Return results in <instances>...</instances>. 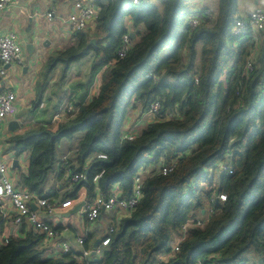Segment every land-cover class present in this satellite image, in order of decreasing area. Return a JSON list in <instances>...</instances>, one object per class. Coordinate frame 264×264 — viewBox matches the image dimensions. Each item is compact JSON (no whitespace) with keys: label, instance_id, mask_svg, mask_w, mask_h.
Returning a JSON list of instances; mask_svg holds the SVG:
<instances>
[{"label":"trees","instance_id":"1","mask_svg":"<svg viewBox=\"0 0 264 264\" xmlns=\"http://www.w3.org/2000/svg\"><path fill=\"white\" fill-rule=\"evenodd\" d=\"M93 1L98 6L93 24L72 32L71 43L47 57L33 107L56 65L64 78L90 52L92 69L103 68L97 92L77 104L75 117L30 125L3 141L4 152L27 155L16 186L59 205L81 192L91 200L97 188L108 195L117 184L129 197L138 169L174 161L170 172L146 176L137 206L117 222L112 219L114 230L107 233L99 264H152L177 241L179 250L161 264H264V30L257 47L248 34L232 33L238 0H216L214 9L212 0ZM192 14L201 18L193 28L187 22ZM128 27L134 37L119 58ZM152 101L159 102L161 115L179 116L153 117L134 139L123 138L129 109L139 104L144 114ZM76 137L71 172L89 170L71 183L59 167L57 148ZM226 159L227 168L219 170L217 163ZM50 175L55 183L46 188ZM209 211L203 226L189 228L180 239L182 224ZM90 235L86 249L92 247ZM41 240L23 223L0 243V264H79L78 252L51 256Z\"/></svg>","mask_w":264,"mask_h":264},{"label":"built area","instance_id":"2","mask_svg":"<svg viewBox=\"0 0 264 264\" xmlns=\"http://www.w3.org/2000/svg\"><path fill=\"white\" fill-rule=\"evenodd\" d=\"M14 0H0V15L3 11L10 5ZM132 3L138 4L141 0H131ZM98 6L93 0H77L74 4V11H71L65 22L67 23L71 32L84 30L87 26L94 21L93 17H96ZM196 9L193 8L194 12ZM205 13L209 16L211 10L207 9ZM46 17L52 19L54 17V9H49L46 12ZM90 21V22H88ZM201 18L199 15L192 14L187 20L191 28L195 27ZM264 30V6L256 5L245 15L237 14L234 17L233 24L231 26V31L234 35L244 37L246 34L253 38L256 47L259 44V33ZM132 31L128 27L121 40L120 48L117 52L118 57L122 58L126 55L130 48L132 37L130 35ZM22 45L18 38L17 33L14 31H8L4 34H0V78H4L7 75L6 65L11 62H16L18 65H23L25 60L22 58ZM253 68V53L250 55L248 61L246 62V69L252 70ZM16 93L11 88H6L5 90H0V232L3 229V221L7 217H10L13 223L21 226L23 223L31 227L35 232L42 235L41 245L46 249V252L51 256H57L58 254L67 253L73 249L66 243L58 244L55 243V239L59 234L54 228V225L48 219L49 216L53 215L57 210L63 208L64 204H58L56 201H50L48 197H40L29 190L16 186V183L10 175V170L12 169L13 155H9L4 152V145L1 138V131L3 124L9 114L14 111ZM44 101L39 102L40 107H44ZM78 107L73 101L64 103L58 106L52 114V121H57L60 119H70L77 115ZM143 114V113H142ZM144 115H151L157 119H170L173 117H178L179 114L167 113L166 115L160 114V104L158 101H152L145 108ZM129 121V120H128ZM128 121L123 126L122 137L126 139H134L138 134L134 128V125H127ZM136 123V122H135ZM98 157H105V154L99 153ZM59 167L65 172V179L68 182L75 183L79 179L86 178V172L83 169L78 173L71 172V166L69 163V155H63L58 161ZM175 166V162L166 165L161 162L158 163L156 167H148L146 169H138L132 187V194L129 197L122 195V188L117 184L114 185L110 194H103L99 188L95 190V195L91 200H87L84 196V192H81L76 201L85 200L84 205L81 207L80 212L82 217L87 222H94L99 218L101 213L105 211L116 210L115 220L116 222L122 217L131 212L139 203L142 196L141 186L143 179L150 176L153 172L161 171L163 174L170 172ZM228 166V164H227ZM227 166L223 169L225 170ZM15 170V169H12ZM103 170L98 172L93 180L97 182L101 176ZM225 194H219V199L225 200ZM7 199L9 201L11 212L2 208V201ZM31 204L36 205L33 209ZM211 211L206 213L201 217L191 219L188 222L181 225L182 233L180 239L187 233V230L193 226H203L211 215ZM114 230V224H111L107 228V232L104 237H100V243L94 246L92 244L91 249L84 247V236L78 237V243L83 246L82 252L78 253L76 257L82 258L83 264H99V257L91 258V254L101 253L103 246L107 245L110 239L108 235ZM108 233V234H107ZM8 236H3L0 239V243L7 241ZM178 242V241H177ZM175 242L169 251L159 253L152 264H161L166 261L170 256H172L176 251L179 250L178 243ZM53 243V244H52ZM52 244L51 253L47 251V248ZM60 245V249L53 251ZM53 251V252H52ZM74 251V250H73Z\"/></svg>","mask_w":264,"mask_h":264},{"label":"crops","instance_id":"3","mask_svg":"<svg viewBox=\"0 0 264 264\" xmlns=\"http://www.w3.org/2000/svg\"><path fill=\"white\" fill-rule=\"evenodd\" d=\"M76 1L77 0H14L3 11L2 15H0V34H4L8 31L17 33L23 49L22 58L25 60L24 64L21 66L16 62H11L8 66L6 65L7 75L4 78H0V90L11 88L16 93L14 111L7 116L2 127V141L13 133L22 131L30 125L54 122L52 121V114L58 106L69 101H73L76 105L88 102L97 92L103 68L99 67L95 70L92 69L94 54L90 52L79 61L72 63L64 78L60 79L61 65H56L43 81L44 93L40 101H44V107H40L39 104L33 107V100L38 93L37 81L43 73L44 63L47 57L54 51L63 49L72 41V32L65 22V19L71 11H74V4ZM211 3L214 5L212 9H214L216 0H212ZM256 5L263 7L264 0H238V14L245 15L248 10ZM49 9H54V17L52 19L46 17V12ZM92 24L91 22L89 25ZM129 28L134 32L131 27ZM45 41H48V43L44 45L43 42ZM28 42L34 43L32 54H29L26 50L25 45ZM25 66L27 67L26 71L23 70ZM149 116L151 115H142L139 119L140 123L143 125L145 122L151 121L149 119L152 117ZM11 120H18L20 127L15 130H10L9 122ZM77 139L76 137L72 143H67L65 139L61 141L58 146V161L63 155H72ZM5 153L13 155L10 151H6ZM15 158L18 159L20 168L15 170L11 169L10 171V175L14 182H16L17 171L20 169L26 171L28 165L27 155L19 157L13 155V159ZM54 183L55 181H52L46 188L52 187ZM77 202L79 201L73 200L65 203L63 208L57 210L53 215L49 216L48 219L54 226L59 225L60 223L56 224L59 222L58 220L56 223L52 221L53 216H59V214L64 212L67 208L71 209ZM2 208L8 210V213L11 212V207L7 199L2 201ZM105 212H111V221L116 217V214H118L116 210ZM105 212L101 213L99 218L94 222L102 220ZM84 221L86 222L85 219ZM111 221L108 223L107 227ZM60 225L63 226L62 223ZM19 230L20 226L13 223L10 217H7L3 221L0 239L3 236L17 234ZM65 230H67L66 226H63L54 242L58 244L66 243L74 251L78 253L82 252L83 246L78 243L77 239L79 236H84V238L88 237V234L85 232L86 234L77 235L75 239L67 238L64 234ZM103 234H99V231L95 230L94 233H91L88 244H94L96 239H100ZM64 239L69 242H66ZM52 244L47 248V251L50 253ZM59 249L60 245L56 249H53V251ZM90 257L97 259L100 255H91ZM82 261V258H78L79 264H83Z\"/></svg>","mask_w":264,"mask_h":264},{"label":"rangeland","instance_id":"4","mask_svg":"<svg viewBox=\"0 0 264 264\" xmlns=\"http://www.w3.org/2000/svg\"><path fill=\"white\" fill-rule=\"evenodd\" d=\"M208 1H211V0H208ZM203 2L206 3L207 1L204 0ZM199 5L200 4H198V3L195 4L196 7H198ZM189 18H190V16L187 17V19H189ZM142 115H144V114H142V112L140 111L139 104H136L135 107L130 108L128 113H127L126 122L129 120L127 125H132V126L134 125V128L138 131L142 126V123H140V121H139V119L141 118ZM149 117H152V116H149ZM152 118H150L149 120H151ZM74 140L75 139H72V140L66 139L65 141H67V143H72ZM57 152H59L58 148H57ZM227 164H228L227 159L225 161L218 162L217 163L218 169L222 171L227 166ZM52 181L54 182L53 176L50 175V177L48 178V180L46 182V187ZM69 209L70 208H67L65 211H68ZM52 221L54 223H56V221H57L58 223H56V224L62 223L63 226H66L67 230H65L64 234L67 236V238L75 239L77 235L86 234V233L91 234V233H94L95 230H98L99 234H103V233L105 234L106 228H108L107 225L111 221V212H105L102 220H99L98 222H88V223H87V221L85 222L82 215H81L80 210L77 212H73V213L69 214L68 216H61V217L53 216ZM85 226H86V230H85ZM65 241L69 242L67 240H65ZM91 255L99 256L100 253H95V254L93 253Z\"/></svg>","mask_w":264,"mask_h":264},{"label":"water","instance_id":"5","mask_svg":"<svg viewBox=\"0 0 264 264\" xmlns=\"http://www.w3.org/2000/svg\"><path fill=\"white\" fill-rule=\"evenodd\" d=\"M93 19H95V16L93 17ZM88 22H90V21H88ZM130 35H131V37L133 38V37H134V32H133V31H130ZM94 42H95V39H94V38H91V39H90V43H94ZM47 43H48V41L43 42L44 45L47 44ZM25 47H26V50H27V52H28L29 54H32V53H33V49H34V43H33V42H28V43H26ZM7 66H8V65H7ZM26 69H27V67L25 66V67L23 68V70L26 71ZM19 127H20V123H19L18 120H11V121L9 122V129H10V130H15V129L19 128ZM11 167H12V169H19V168H20V164H19L17 158L13 159V161H12V166H11ZM88 170H89V168L86 170V173L88 172ZM84 203H85V200H80L79 202H77V203H76L71 209H69L68 211H64V212L60 213L59 216H68L69 214H71V213H73V212H77V211H79V210L81 209V207L84 205ZM31 207H32L33 209H35V208H36V205L31 204ZM203 212H204V211H202V213H203ZM99 243H100V239H96V241L94 242V246H96V245L99 244Z\"/></svg>","mask_w":264,"mask_h":264}]
</instances>
